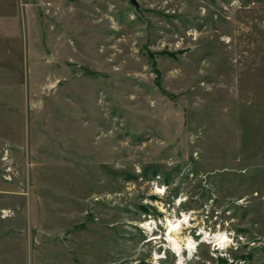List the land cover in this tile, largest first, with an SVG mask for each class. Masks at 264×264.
<instances>
[{
    "label": "rangeland",
    "instance_id": "374dc122",
    "mask_svg": "<svg viewBox=\"0 0 264 264\" xmlns=\"http://www.w3.org/2000/svg\"><path fill=\"white\" fill-rule=\"evenodd\" d=\"M138 1L0 0V264H264V0Z\"/></svg>",
    "mask_w": 264,
    "mask_h": 264
},
{
    "label": "bare ground",
    "instance_id": "6f19581e",
    "mask_svg": "<svg viewBox=\"0 0 264 264\" xmlns=\"http://www.w3.org/2000/svg\"><path fill=\"white\" fill-rule=\"evenodd\" d=\"M170 223L171 224H170V228H169L168 237H169V239H173L174 249H176V251L181 254V252L183 250L182 244H181L180 240L177 237H173L172 236L173 232L174 233H178L179 232V229H180V226H181V221H178V222L172 221ZM218 240H219V243H221V244H222V242H224V243L226 242L224 240V236H222V235H220L218 237ZM187 242H188V247L190 249H192L194 247V243L191 240H189ZM180 261H181V259H180Z\"/></svg>",
    "mask_w": 264,
    "mask_h": 264
},
{
    "label": "trees",
    "instance_id": "16d2710c",
    "mask_svg": "<svg viewBox=\"0 0 264 264\" xmlns=\"http://www.w3.org/2000/svg\"><path fill=\"white\" fill-rule=\"evenodd\" d=\"M178 52H182V50H179ZM177 51H173V52H168V51H163V53H168V54H170V56H173V57H177V53H178ZM152 53V52H151ZM156 71H157V75H158V77H157V84L159 85V87H160V89H161V91L163 92V93H165V94H168L169 96H173V94L172 93H170L169 91H167L166 90V88L164 87V85H163V81H162V76H161V74L159 73V69L157 68L156 69ZM156 171H158V170H156ZM167 181H169V180H167ZM228 260L227 259H225L224 258V256H219V258H218V262H219V264H228L229 262H227Z\"/></svg>",
    "mask_w": 264,
    "mask_h": 264
},
{
    "label": "water",
    "instance_id": "95a60500",
    "mask_svg": "<svg viewBox=\"0 0 264 264\" xmlns=\"http://www.w3.org/2000/svg\"><path fill=\"white\" fill-rule=\"evenodd\" d=\"M131 3L135 6L136 10L139 12V13H143V10H142V7H141V4L138 0H130Z\"/></svg>",
    "mask_w": 264,
    "mask_h": 264
}]
</instances>
